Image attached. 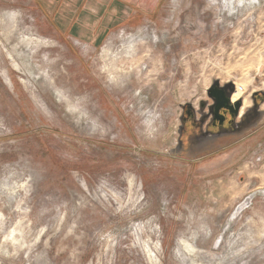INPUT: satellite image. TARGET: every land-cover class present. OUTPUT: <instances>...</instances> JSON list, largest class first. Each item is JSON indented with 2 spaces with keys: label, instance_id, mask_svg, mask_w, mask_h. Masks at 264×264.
I'll return each mask as SVG.
<instances>
[{
  "label": "rangeland",
  "instance_id": "1",
  "mask_svg": "<svg viewBox=\"0 0 264 264\" xmlns=\"http://www.w3.org/2000/svg\"><path fill=\"white\" fill-rule=\"evenodd\" d=\"M154 5L77 40L54 0H0V264H264V0ZM216 83L260 115L181 155Z\"/></svg>",
  "mask_w": 264,
  "mask_h": 264
},
{
  "label": "flooded vegetation",
  "instance_id": "2",
  "mask_svg": "<svg viewBox=\"0 0 264 264\" xmlns=\"http://www.w3.org/2000/svg\"><path fill=\"white\" fill-rule=\"evenodd\" d=\"M262 99L261 94H254L251 97L252 105L242 115L243 98L240 101V114L234 118L226 111L223 112L225 114L223 120H217L212 115L209 116L212 114V111H209L211 104L206 103L202 104L201 110H199L201 115L193 114L192 111L188 113L184 117L181 129V140L186 145L185 151L181 150V155L192 156L202 153L198 160H203L214 153L228 151L229 147H234L237 138L244 133L245 126L252 124L259 117L258 107ZM232 102L236 103L234 100ZM195 118H198V121ZM201 123L205 124L204 127H201Z\"/></svg>",
  "mask_w": 264,
  "mask_h": 264
},
{
  "label": "crops",
  "instance_id": "3",
  "mask_svg": "<svg viewBox=\"0 0 264 264\" xmlns=\"http://www.w3.org/2000/svg\"><path fill=\"white\" fill-rule=\"evenodd\" d=\"M54 14L59 30L68 31L74 39H88L97 23L107 24V29L130 21L137 11L154 7L156 0H54ZM152 2V4H148ZM83 31V33H81ZM99 36L97 39H102ZM90 39V38H89Z\"/></svg>",
  "mask_w": 264,
  "mask_h": 264
},
{
  "label": "water",
  "instance_id": "4",
  "mask_svg": "<svg viewBox=\"0 0 264 264\" xmlns=\"http://www.w3.org/2000/svg\"><path fill=\"white\" fill-rule=\"evenodd\" d=\"M236 92V87L234 84H228L226 86H220L216 83L208 90V98L211 100V105L209 106V111H212V116H215L217 120H223L225 114L223 112H228L229 115L234 118L240 114L241 102L238 101L232 104V96ZM190 112V111H189ZM193 114L195 112L193 111ZM200 114V111L197 112ZM198 121V118H195ZM201 127L205 124L201 123Z\"/></svg>",
  "mask_w": 264,
  "mask_h": 264
},
{
  "label": "bare ground",
  "instance_id": "5",
  "mask_svg": "<svg viewBox=\"0 0 264 264\" xmlns=\"http://www.w3.org/2000/svg\"><path fill=\"white\" fill-rule=\"evenodd\" d=\"M135 51H136V49H134V45H132V44H129V45H127L126 47H124L123 48V50H122V52H120V53H118V54H112V52H111V50L110 49H105L104 50V57L105 58H108L109 60H110V62L109 63H107V65H106V67H107V70H109L110 71V74H112L111 73V70H110V68L111 67H114L115 66V63H117L119 60H122V58H127V59H125V60H128L130 57H132V55L135 53ZM135 55H137V54H135ZM132 59H134V60H136V58L134 57V58H132ZM140 60H142V59H140ZM105 61V60H104ZM121 62V61H120ZM124 62H126V61H123V63ZM141 62V61H140ZM116 68V67H115ZM118 71H120L121 69H119V68H116ZM114 70V69H113ZM122 71V70H121ZM117 72V71H116ZM124 72V71H123ZM114 74H116V73H114ZM116 76V75H115ZM111 77H113V76H111ZM114 79H117V78H114ZM108 80V79H107ZM116 81V80H115ZM114 81V82H115ZM116 83H117V81H116ZM232 104H235V103H233L232 102ZM248 200H250V199H248Z\"/></svg>",
  "mask_w": 264,
  "mask_h": 264
}]
</instances>
